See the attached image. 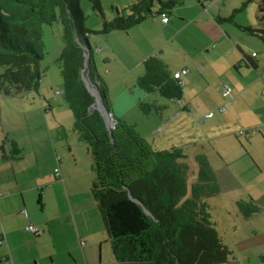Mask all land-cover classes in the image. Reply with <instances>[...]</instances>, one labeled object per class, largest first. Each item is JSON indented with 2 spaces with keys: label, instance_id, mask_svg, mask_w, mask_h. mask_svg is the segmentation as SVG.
I'll list each match as a JSON object with an SVG mask.
<instances>
[{
  "label": "crops",
  "instance_id": "1",
  "mask_svg": "<svg viewBox=\"0 0 264 264\" xmlns=\"http://www.w3.org/2000/svg\"><path fill=\"white\" fill-rule=\"evenodd\" d=\"M222 1L208 5V0H180L173 13L167 15L166 24L153 16L126 32H111L104 41L97 40V56L107 62L104 71L92 50L95 71L108 93L111 117L130 128L152 150L180 148L183 153L175 139L180 129H174V133L170 130L169 138L155 145L147 139L160 134L163 128L151 126L142 134L138 126L143 120L131 121L129 113L138 110L142 116L159 117L169 113V120L177 114L171 122L166 120L165 124L170 125L183 114L193 112L197 120L205 113L216 112L218 116L211 121L215 127L218 122L224 123L226 112L246 114L247 104H230L220 91L229 84L239 96L244 89L258 87V56L253 58L254 52L244 48L248 42L230 31L227 19L234 14H228L223 4L220 9ZM230 24L261 29V25H242L233 20ZM244 56L256 63L255 71L244 65ZM150 58L169 77L191 64L189 73L181 77V105L139 89L138 79L143 77ZM259 80L264 86V78ZM212 90L215 96H211ZM39 101L44 113L55 115L48 99L39 97ZM138 103L145 104L146 113L140 112ZM221 107L224 112H220ZM69 114L68 121L0 117V264H97L95 254L98 264H109L107 258L113 264L109 236L91 196L93 164L86 144L72 130ZM263 125L260 120L245 122L243 128L247 127L249 135L244 140L251 136L253 143L259 142V135L252 134L260 131L264 138ZM251 143L240 153L236 149L232 153L213 149L220 155L219 166L209 165L219 190L215 197L224 203L219 205L222 223L227 226L211 220L222 243L232 252L226 264H264V145L255 149ZM241 160L245 165L240 166ZM56 168L62 181L54 177ZM218 171L223 177L215 173ZM246 173L254 174V179L243 178ZM250 203L257 211L244 217L240 207L248 210ZM27 225L35 226L40 234L25 232Z\"/></svg>",
  "mask_w": 264,
  "mask_h": 264
},
{
  "label": "trees",
  "instance_id": "2",
  "mask_svg": "<svg viewBox=\"0 0 264 264\" xmlns=\"http://www.w3.org/2000/svg\"><path fill=\"white\" fill-rule=\"evenodd\" d=\"M85 1L93 13L102 16L99 0ZM250 1L246 0L239 11ZM79 2L0 0V96L15 98L37 92L45 54L40 29L59 23L63 37L58 60L62 97L73 118L72 130L86 144L93 164L95 180L90 191L109 236L113 264H226L232 252L215 230L205 201L219 193L205 156L193 157L197 170L189 182L190 167L180 148L152 150L113 117L116 125L111 138L96 109L89 111L94 98L82 75L97 89L105 111L111 110L108 93L95 71L88 41L92 32L83 27L85 17ZM179 4L180 0H129L128 6L115 11L113 21H103L102 31L94 34L126 32L153 16L173 13ZM232 18L227 21L232 23ZM259 24L262 28L258 30L239 28L263 41L264 15ZM82 46L90 48L86 61ZM243 60L244 65L257 69L248 57ZM162 70L150 58L138 79L139 89L181 101V80ZM144 107L138 103L141 113L147 112ZM240 209L244 217L257 211L251 203L248 210Z\"/></svg>",
  "mask_w": 264,
  "mask_h": 264
},
{
  "label": "rangeland",
  "instance_id": "3",
  "mask_svg": "<svg viewBox=\"0 0 264 264\" xmlns=\"http://www.w3.org/2000/svg\"><path fill=\"white\" fill-rule=\"evenodd\" d=\"M245 1L246 0H224L222 1L219 7L221 10H223L222 6L225 5V9H227L228 14H234L232 19L233 22H240V24L242 25L257 24V26H259L260 18L264 15V7L261 6L262 0H251L248 4L244 6L242 11H239L241 5ZM99 2L102 9V16L93 13L90 4L85 0H80L79 5L85 17V20L83 21V27L85 30L92 32L89 36L88 41L94 52L93 55L94 57H97L99 67H103L102 70L104 71V69H106L107 62L99 60L97 56V40L104 41L106 36L94 33L97 31H102L103 21L108 23L113 21L116 16L115 11H121L126 6H128L129 0H99ZM260 8L263 9V12H260ZM227 26L230 27L229 29L231 32L234 31L235 35L240 36L243 40L248 42V44L244 46V48L248 50V53L254 52L255 56H258L256 60L258 62L259 72L258 76H256V79L260 83L259 86H252L248 89H244L239 93L240 97L236 95L233 90H231L232 96L235 99V103L242 101V103L247 104L245 115L238 114V112H232V114L228 115V112H226L224 123L218 122L217 127L212 126L211 123V121L215 118V115L218 116L217 114H219L216 112L213 113L214 118L211 120H207L202 126L196 122V115L191 114L193 112L181 115L182 117L174 120L173 123H171L170 125L165 124V122L169 120V116H171L168 115L169 113L163 115L164 117H159L152 114H150L149 116H142V114L137 113L138 110H135V114L129 113L127 115L131 121H135L138 118L143 120V122L140 123V125L138 126V130L142 134H146V128L151 126L153 128H163L160 134H156L153 138L149 137L147 139L148 142L154 141L155 145H158L159 140L169 138V135H171L169 134L170 130H172L173 133L175 132L174 129L184 130V133H181V131L178 130L177 133L179 134L175 136V139L178 140L177 144L182 147L183 153L186 155L187 164L190 167L189 182L193 181L194 176L192 175L195 174L194 172L197 168L194 164V156L204 155L207 159L208 164L212 168H216L217 166H219L218 164L220 159L218 158L220 155L217 154V152H215L213 149H220L222 151L228 150L229 153H232V150L236 149L237 152L240 153L242 147L247 146V143L252 142L251 136L248 140L237 138V136H235L234 134L235 130L242 129L243 126H245V122L247 121L252 122L260 120V122H264V95L262 92V87L264 86L259 80V78H264V40L262 41L260 38L251 36L243 31H240V29L237 26H234L233 24L229 23ZM260 27L262 28V25L259 26V28ZM40 30L42 36L41 41L45 48V54L43 60L40 62L42 79L39 81L38 84L39 91L38 93L31 92L28 94H23V96H18L14 99L11 97L6 98L0 96V117L68 121L67 116H70V114L67 110L68 108L62 95L58 97L54 96V93L56 91H62V79L58 69L59 56L63 50L62 28L59 23L54 22L50 25L41 26ZM185 67L187 68L188 74L189 70L191 69V64H187ZM100 74L102 75L101 72ZM210 94L211 96L216 95L213 90L210 92ZM26 97L29 100H26ZM39 97L40 99L41 97H44L45 99L49 100V102L54 108L55 115L53 114V112H43V107L39 101ZM111 97L114 99V96ZM25 110L28 111L25 113L26 115L24 114ZM64 110L69 115H67L66 112L64 113ZM111 122L112 120H109V125ZM262 130H264V128ZM252 135H259L260 141L255 143L252 142L251 147L255 149H257L258 147L263 148V146L261 145H264V138L260 136L261 132L258 131V133H253ZM255 137L253 136V138ZM243 164L245 165V161L241 160L240 166ZM220 171L215 173L223 177V174ZM243 178L254 179V174L250 175L249 173H246L243 175ZM205 201L210 209L209 214L211 215L212 220L217 221L219 225H221V227L227 226L226 224L222 223L223 211L221 210L219 204L223 205L224 203L220 201V198L218 199V197H211L209 199H206ZM216 204H218V206L215 208L214 206ZM97 259V254H95V260L98 264ZM107 260L108 263L111 264L110 258H107Z\"/></svg>",
  "mask_w": 264,
  "mask_h": 264
},
{
  "label": "built area",
  "instance_id": "4",
  "mask_svg": "<svg viewBox=\"0 0 264 264\" xmlns=\"http://www.w3.org/2000/svg\"><path fill=\"white\" fill-rule=\"evenodd\" d=\"M220 0H208V2H205V4H216L218 3ZM159 18H160V21L163 23V24H166L167 21H168V18L165 14H160L159 15ZM253 58H255L256 56L254 55V53L251 55ZM187 74V68H184V69H181V70H178L176 72H174L172 74V78L173 79H176V80H181V77H184L185 75ZM230 85L229 84H226L225 86L222 87L221 89V96L224 97V99H229V103L230 104H234V97L232 96V93H231V89L229 87ZM63 92H60V91H56L54 94L55 97H58L59 95H62ZM263 95H264V91H263ZM174 103L176 105H181V101L180 100H174ZM225 109L224 107H221L220 108V112H224ZM177 114H175L168 122H171L175 117H176ZM213 117V113L212 112H208V113H205L203 116H201L200 118L197 119V123L199 125H204L205 122L207 120H211ZM111 125V126H110ZM110 125L108 124V128L109 130L111 129V131L115 128V125H116V122L112 119V122L110 123ZM235 136L239 137V138H242V139H246L249 135V132L246 128H243V129H240L238 131H236L235 133ZM57 162H59V159L57 158ZM54 177L55 179L59 180V181H62V177L60 175V172H59V169L56 168L54 170ZM45 187H49V185H46ZM38 190H42V188H38ZM24 231L27 232V233H30L32 235H35V236H38L40 234V231L33 225H27L25 228H24Z\"/></svg>",
  "mask_w": 264,
  "mask_h": 264
},
{
  "label": "water",
  "instance_id": "5",
  "mask_svg": "<svg viewBox=\"0 0 264 264\" xmlns=\"http://www.w3.org/2000/svg\"><path fill=\"white\" fill-rule=\"evenodd\" d=\"M82 48L84 50L83 56H84V59L86 61L87 60V57H88V53L90 52V48L89 47H84V46H82ZM82 79H83L84 86L86 87V89L88 90V92L94 98V103L91 106V108H90L89 111L96 109V111L98 112V114L104 120V122L106 124L105 127L108 130L110 137L112 138L111 130H109V128H108L109 120H112V117H111L110 113H108V112L105 111L106 109L103 106L101 99L99 98L100 95L98 94L97 89L92 84L88 83L89 81L83 75H82ZM95 105L97 106V108L95 107ZM136 203H138V202H136Z\"/></svg>",
  "mask_w": 264,
  "mask_h": 264
},
{
  "label": "bare ground",
  "instance_id": "6",
  "mask_svg": "<svg viewBox=\"0 0 264 264\" xmlns=\"http://www.w3.org/2000/svg\"><path fill=\"white\" fill-rule=\"evenodd\" d=\"M95 107L97 108V106L95 105Z\"/></svg>",
  "mask_w": 264,
  "mask_h": 264
}]
</instances>
